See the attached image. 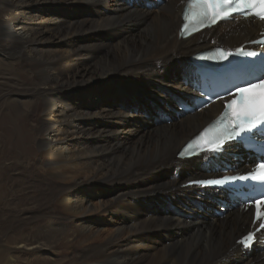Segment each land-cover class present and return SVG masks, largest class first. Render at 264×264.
<instances>
[{
    "label": "bare ground",
    "instance_id": "bare-ground-1",
    "mask_svg": "<svg viewBox=\"0 0 264 264\" xmlns=\"http://www.w3.org/2000/svg\"><path fill=\"white\" fill-rule=\"evenodd\" d=\"M126 1L0 0V264H264V253L243 251L235 239L226 246L249 226L250 210L215 216L219 192L181 189L193 179L175 191L201 161L177 151L223 104L178 108L198 96L184 57L261 24L218 23L183 40L185 0ZM23 127L34 135L32 164L17 146ZM37 169L61 187L62 213L81 228L65 239L16 234L30 213L11 208V222L5 215L12 205L1 190L33 181Z\"/></svg>",
    "mask_w": 264,
    "mask_h": 264
},
{
    "label": "snow or ice",
    "instance_id": "snow-or-ice-1",
    "mask_svg": "<svg viewBox=\"0 0 264 264\" xmlns=\"http://www.w3.org/2000/svg\"><path fill=\"white\" fill-rule=\"evenodd\" d=\"M234 13L245 16L252 14L257 19L264 21V0H189V4L183 12L185 23L181 34L190 33L203 27H211L219 20L228 18ZM236 54L255 56L254 52L245 53L243 49H237ZM232 55L231 52H221L219 59L227 60ZM229 94L233 99L225 104L221 117L211 130L206 129L196 140L178 153L181 159H191L193 156L205 153L208 155L201 156V159L211 164L233 148L237 150L252 148L253 145L250 141L253 137H259L264 141V77H258L256 81H248L244 85H237L235 90ZM257 151L258 158L254 157L257 162L251 172L246 175L224 176L221 179H206L189 183L206 188L221 187L222 190L237 181L251 180L264 184V144ZM252 203L256 207V220L262 221L256 231L264 230V212L261 211L264 198H254ZM254 239H259V237L255 232H250L239 241V244L248 249Z\"/></svg>",
    "mask_w": 264,
    "mask_h": 264
},
{
    "label": "rangeland",
    "instance_id": "rangeland-1",
    "mask_svg": "<svg viewBox=\"0 0 264 264\" xmlns=\"http://www.w3.org/2000/svg\"><path fill=\"white\" fill-rule=\"evenodd\" d=\"M125 2V0H122ZM135 2L137 0H134ZM133 2V0H128L126 1V4H131ZM184 3V2H183ZM134 4V3H132ZM179 4H181L180 2L175 3L174 6L175 8L177 6H179ZM160 5V4H158ZM180 7V6H179ZM234 23V22H232ZM231 24V23H230ZM240 25H234L231 26V28L233 29L234 27H239ZM229 28V29H231ZM226 32V30L221 31L222 35H224ZM245 34H247L242 40L239 38H235L232 39L230 41H207L205 42L206 45H209L208 48L206 49H202L201 51H206L209 50L213 47L219 46L222 47L224 49H226L228 46L225 45L228 42H237L233 45H240L242 43H246L248 41L253 40L256 37V30L252 31V32H246ZM225 42V44L223 43ZM209 43V44H207ZM232 49V48H231ZM193 55L189 54L186 57H184L185 62H189L188 58ZM177 70V73L179 74V70L178 66L176 65V63L172 66ZM11 72V71H10ZM179 76V75H178ZM183 78H180V80H182ZM180 106V105H179ZM178 106V108H179ZM166 107V105H165ZM154 123V119L152 120ZM171 123V121L169 122V124ZM2 131L5 132L3 129L0 130V132ZM33 138L34 135L32 133V131H30V129L28 128H21L20 129V133H19V138L17 141V146L19 147V151H22V153H24L25 157H23L22 161H24L25 163L28 164H32L35 160V157L32 153V146H33ZM26 152V153H25ZM177 155V153H176ZM8 158L11 159V156H8ZM207 161L206 160H202L200 162H197V166L194 169H191L188 172H185L183 174V176H181L178 180V182L176 183V188L175 191L176 192H182L185 190H177V188L184 182V181H188V180H196V179H201V178H205V177H213V176H219L221 174V172L218 171H214L213 173L210 172L211 167L210 168H206L204 165ZM201 166L203 167V169L201 170ZM31 167V166H30ZM207 169H209V173L205 172ZM36 174H33V181L31 179L27 180H22L21 183L19 182H15L13 181L10 182L12 183V185H14V190H11L10 188H8V191L5 192L3 190H1V193H10L8 194V205H12L10 208L9 206L4 210L5 211V215L6 217H8V222H11V220L14 218L16 220V211H13V213L11 212V208L13 209L14 207L16 209L22 210L24 212L30 213V216H27L25 220L21 221V223L16 222L15 226H20L21 228L17 230L16 234H26V235H30V236H34V237H41L42 240L45 241H50L51 238H59V239H65L73 234H75L77 231L81 230V228L79 227L78 223H74L72 221V217L71 214H65L62 213V209H61V199L63 197V193H61V187L59 185H57L56 183L50 181L48 179V176L45 178L43 176H41L40 172L38 171V169L35 171ZM196 172V173H195ZM19 183V184H18ZM18 185V186H17ZM9 186H11L9 184ZM194 188V187H192ZM183 189V188H181ZM191 189V188H190ZM196 189L198 188H194V191H197ZM193 192V191H192ZM198 192V191H197ZM201 194V193H200ZM206 195L203 194V196ZM13 196V197H12ZM13 201V202H11ZM3 205V204H1ZM0 205V210L2 209ZM198 202H194V207L198 210ZM217 207L215 206V201L213 200V204L211 206V211L213 213V210L216 209ZM8 212V213H7ZM26 212V213H27ZM201 213V212H200ZM6 218H2V214L0 213V240L1 238H3V233H4V228H5V220ZM2 221V222H1ZM3 223V224H2ZM3 226H2V225ZM24 227H30L31 229L29 231L24 230ZM2 228V231H1ZM242 233H245L248 229V223L244 224L242 227ZM34 229V230H33ZM40 230V231H39ZM22 231V232H21ZM2 232V233H1ZM43 233V234H41ZM3 234V235H2ZM237 235L235 237H233L232 239L229 240L228 244H226V246H229V243L235 239L237 240L240 236ZM48 237V238H47ZM46 238V239H45ZM4 239V238H3ZM227 246V247H228ZM263 253L261 246L259 244L255 245V248L253 250V255L254 256H260ZM38 264H45V262H43L42 260L38 261Z\"/></svg>",
    "mask_w": 264,
    "mask_h": 264
},
{
    "label": "trees",
    "instance_id": "trees-1",
    "mask_svg": "<svg viewBox=\"0 0 264 264\" xmlns=\"http://www.w3.org/2000/svg\"><path fill=\"white\" fill-rule=\"evenodd\" d=\"M192 189H194V188H192ZM192 189H190V190H192Z\"/></svg>",
    "mask_w": 264,
    "mask_h": 264
}]
</instances>
